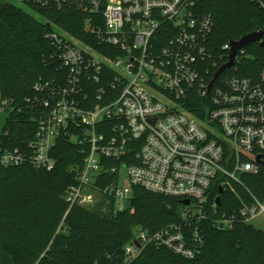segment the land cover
Listing matches in <instances>:
<instances>
[{
	"label": "built area",
	"instance_id": "built-area-1",
	"mask_svg": "<svg viewBox=\"0 0 264 264\" xmlns=\"http://www.w3.org/2000/svg\"><path fill=\"white\" fill-rule=\"evenodd\" d=\"M12 1L80 13L86 35L108 52L49 23L59 74L35 84L34 102L42 108L35 138L24 148L1 139L0 162L52 170L58 140L69 139L82 146L84 163L77 183L66 189L68 211L102 201L114 212L126 210L134 186L190 199L181 222L155 232L138 230L124 254L128 263L157 245L194 258L203 238L191 225L202 218L216 178L229 186L264 167V67L256 78L224 75L245 56L242 47L209 91L229 56L221 65L212 57L208 39L214 21L200 11V0ZM254 1L264 8V0ZM226 48L230 54V43ZM194 93L209 96L204 118L181 104ZM1 107L8 103L1 100ZM124 172L128 183L121 184ZM107 175L105 187L96 183ZM261 214L264 201L257 198L240 211L247 222ZM216 224L232 228L234 218L225 215Z\"/></svg>",
	"mask_w": 264,
	"mask_h": 264
},
{
	"label": "trees",
	"instance_id": "trees-1",
	"mask_svg": "<svg viewBox=\"0 0 264 264\" xmlns=\"http://www.w3.org/2000/svg\"><path fill=\"white\" fill-rule=\"evenodd\" d=\"M199 6L202 13L213 18L208 45L220 65L228 59L226 45L232 40L264 31V8L254 0H200ZM25 7L12 0H0V93L10 110L0 142L2 139L12 148H24L35 138L42 111L34 102L35 84L59 74L53 58L55 49L47 37L49 23L108 52L86 35L80 13ZM245 49V56L224 75H259L264 67V36ZM208 100L209 96L194 93L181 104L204 118L202 106ZM82 150L79 144L62 137L54 148L57 164L52 170L30 163L5 166L0 162V246L13 264H264V229L240 215L255 198L264 201V167L258 174H242L241 182L233 181L229 186L224 178H216L202 207V218L191 225V229L199 228L203 238L194 258L148 245L126 263L124 247L136 232H155L181 222L185 204L180 197L134 186L126 210L114 212L102 201L94 208L74 205L68 211L65 193L78 181L84 163ZM108 180L110 175L96 183L105 187ZM218 195L221 203L215 206ZM225 215L234 218L232 228L216 224ZM191 229H185L186 233Z\"/></svg>",
	"mask_w": 264,
	"mask_h": 264
},
{
	"label": "water",
	"instance_id": "water-1",
	"mask_svg": "<svg viewBox=\"0 0 264 264\" xmlns=\"http://www.w3.org/2000/svg\"><path fill=\"white\" fill-rule=\"evenodd\" d=\"M264 36V31H255V32H252V33H249L245 36H243L242 38H240L239 40H232L230 42V54H229V61L224 63L218 70L217 72L215 73L213 79L211 80L210 82V85H209V91L212 87V85L214 84V82L216 81V79L221 75V73L228 69V68H231L234 63H235V57L237 55V52L240 48L242 47H246L254 42H258V41H261L262 38ZM1 100H2V95L0 93V112L3 111V108L1 107ZM223 192V187L221 186L220 187V193ZM183 204L185 205H189L191 203V200L190 199H183L182 200ZM221 203V195H218L217 198H216V204H220ZM138 244V242H136ZM139 245V244H138Z\"/></svg>",
	"mask_w": 264,
	"mask_h": 264
},
{
	"label": "rangeland",
	"instance_id": "rangeland-1",
	"mask_svg": "<svg viewBox=\"0 0 264 264\" xmlns=\"http://www.w3.org/2000/svg\"><path fill=\"white\" fill-rule=\"evenodd\" d=\"M17 3L16 1H14ZM22 7H25V5H21L20 3H17ZM27 8V7H25ZM31 13L33 11L29 10ZM10 115V110L8 108L3 109L2 112H0V131L4 129L6 126V123L8 121ZM121 184L128 183V176L126 172L122 174ZM257 227L264 229V214L259 215L257 218H255L252 221ZM0 264H13L11 256L0 246Z\"/></svg>",
	"mask_w": 264,
	"mask_h": 264
}]
</instances>
